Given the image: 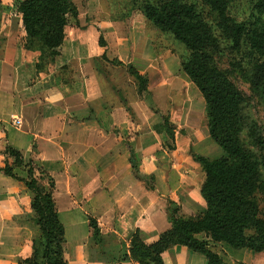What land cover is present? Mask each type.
<instances>
[{
  "label": "crops",
  "instance_id": "0c3cea01",
  "mask_svg": "<svg viewBox=\"0 0 264 264\" xmlns=\"http://www.w3.org/2000/svg\"><path fill=\"white\" fill-rule=\"evenodd\" d=\"M10 6L5 11L15 8ZM14 16L24 29L22 15ZM143 36L66 33L51 61L39 48L26 46L24 32L0 34V264H27L41 233L34 193L25 183L28 162L35 177L41 171L54 180L68 264H138L129 254L135 231L152 243L172 227L166 200L186 204L182 194L189 193L183 191L188 179L181 159L188 155L178 146L170 150L167 132L155 130L160 114L141 96L129 71L133 65L150 78L156 66L158 54ZM167 63L155 68L164 74L162 87L169 85ZM147 89L153 91L152 84ZM9 146L22 153L23 165L7 153ZM6 163L18 178L3 172ZM154 173L155 186L149 183ZM90 218L101 232L100 245L91 249L79 233L91 228ZM72 228L75 233L68 235ZM222 243L232 261L252 251ZM168 252L164 263L178 264ZM186 252L179 264H190Z\"/></svg>",
  "mask_w": 264,
  "mask_h": 264
},
{
  "label": "trees",
  "instance_id": "16d2710c",
  "mask_svg": "<svg viewBox=\"0 0 264 264\" xmlns=\"http://www.w3.org/2000/svg\"><path fill=\"white\" fill-rule=\"evenodd\" d=\"M204 1L217 14V26L232 46L239 48L246 33L245 23L227 14V0ZM14 6L22 15L26 46L39 48L42 58L50 55L53 61L60 54L69 18L78 19L79 11L74 1L15 0ZM255 8L263 20L250 30L249 43L263 58L252 67L249 76L264 104V0H256ZM140 9L148 20L161 30L171 32L189 50V56L181 66L205 100L209 135L224 155L215 160L203 155L194 156L206 173L201 187L206 210L198 215L176 216L178 207H168L172 227L152 243H146L137 229L130 241L131 258L138 264H165L163 253L181 244L204 255L207 264H228L218 251L212 249L211 241L226 242L236 249L264 251V124L247 119L242 110L243 94L212 64L209 50L216 46L217 38L198 17L194 5L184 0H145ZM100 44L105 45L102 35ZM129 71L139 82L140 90H146L147 78L133 65H129ZM245 129L256 151L243 145L241 136ZM6 150L17 165L24 164L19 150L11 146ZM131 163L136 167L133 152ZM27 165L29 178L25 183L34 193L32 208L41 233L33 240L32 256L24 261L27 264H68L65 226L53 197L54 180L49 178V187L40 185L32 162ZM3 172L17 177L8 163ZM170 203L175 204L172 200ZM90 226L94 235L100 233L95 219L90 218ZM201 233L207 238H200ZM138 249L147 252V260L140 256Z\"/></svg>",
  "mask_w": 264,
  "mask_h": 264
},
{
  "label": "rangeland",
  "instance_id": "374dc122",
  "mask_svg": "<svg viewBox=\"0 0 264 264\" xmlns=\"http://www.w3.org/2000/svg\"><path fill=\"white\" fill-rule=\"evenodd\" d=\"M73 1L78 8L79 16L77 20L72 17L69 18V23L65 29L67 34H139L140 36L145 34L150 39L155 53L158 54L155 57L156 69L159 68L157 63L164 65L167 63V58H170L168 61L170 63H167L168 66L170 65L169 73L166 74L169 79L168 87L160 86V78H164V74L154 68L150 72L152 73L150 78L147 73L142 72L147 78L148 87L152 84L153 91L149 92V89L140 90L139 82H137L138 90L154 113L160 114L161 121L155 125V130L167 132L170 150L178 146L183 148V152L188 155L185 159H181L186 165L185 178L188 179L186 181L188 187H185L183 191L186 190L191 196L187 193L182 195L190 208H187L182 200L175 201L168 198L169 200H166L168 217L170 214L168 207L174 209L178 207L176 216H192L203 213L206 210V205L201 198L200 190L206 180V173L201 165L199 167L196 164L198 162L194 156L203 155L210 160H215L223 156L224 152L210 137L206 127L205 100L181 66V62L188 58L189 50L171 32L161 30L146 18L140 9L145 4V0ZM184 1L194 5L198 17L215 34L216 46L209 50L211 62L243 94L242 110L245 116L251 122L264 124L263 100L259 90L251 83L249 76L252 67L260 63L263 58L249 43L250 30L255 24L263 20V16L255 8L256 0H227V14L235 20L245 23L246 26V33L239 48H234L229 38L217 26L218 16L204 0ZM13 5H15V0H0V34H23L24 32V29L18 25L16 16H14L17 13L15 8H12L10 12L5 11V6L12 7ZM13 17L15 18L14 21ZM34 45L38 44L35 43ZM241 139L245 147L256 151L248 139L247 129L243 131ZM39 173L37 177L39 184L49 187V176L41 171ZM189 175L190 178L187 177ZM149 178V183L155 186L157 183L155 173ZM171 200L174 201V205H171ZM75 231L74 228L70 229L68 235L75 233ZM79 233L90 249L100 245L101 232L94 235V229L91 227L87 230H81ZM198 236L203 239L207 238L203 233ZM210 246L218 251L228 264H264V251H247L249 254L245 253L241 259L232 261L227 258L222 242L214 243L211 241ZM186 250V247L177 244L168 249L170 251L168 253L174 257L175 263L179 264L180 255ZM138 253L145 260L148 259L147 252L138 249ZM175 254H178L177 260ZM186 258L190 264L194 259L201 260L202 264H207L204 255L199 253L193 254L188 251Z\"/></svg>",
  "mask_w": 264,
  "mask_h": 264
}]
</instances>
